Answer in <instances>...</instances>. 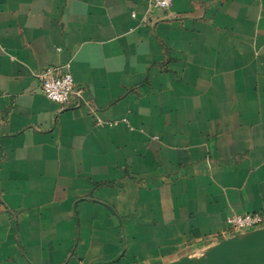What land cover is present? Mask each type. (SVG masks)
I'll list each match as a JSON object with an SVG mask.
<instances>
[{
	"label": "crops",
	"instance_id": "1",
	"mask_svg": "<svg viewBox=\"0 0 264 264\" xmlns=\"http://www.w3.org/2000/svg\"><path fill=\"white\" fill-rule=\"evenodd\" d=\"M147 3L0 0V264H168L264 215V0Z\"/></svg>",
	"mask_w": 264,
	"mask_h": 264
},
{
	"label": "built area",
	"instance_id": "2",
	"mask_svg": "<svg viewBox=\"0 0 264 264\" xmlns=\"http://www.w3.org/2000/svg\"><path fill=\"white\" fill-rule=\"evenodd\" d=\"M172 3L173 0H148L147 12L166 11L170 9ZM135 17V14H132V18ZM142 21H146V16L142 18ZM34 77L37 79L42 95L61 109L69 106L74 98L80 97L68 65L44 68L37 72ZM226 224L230 236H233L263 228L264 215L259 213L233 214L226 218Z\"/></svg>",
	"mask_w": 264,
	"mask_h": 264
},
{
	"label": "water",
	"instance_id": "3",
	"mask_svg": "<svg viewBox=\"0 0 264 264\" xmlns=\"http://www.w3.org/2000/svg\"><path fill=\"white\" fill-rule=\"evenodd\" d=\"M168 264H264V227L230 236Z\"/></svg>",
	"mask_w": 264,
	"mask_h": 264
}]
</instances>
